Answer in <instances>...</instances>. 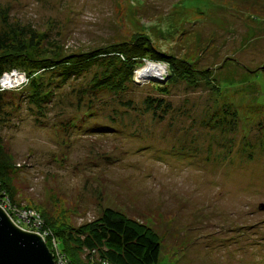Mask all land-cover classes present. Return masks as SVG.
I'll use <instances>...</instances> for the list:
<instances>
[{
	"label": "rangeland",
	"instance_id": "1",
	"mask_svg": "<svg viewBox=\"0 0 264 264\" xmlns=\"http://www.w3.org/2000/svg\"><path fill=\"white\" fill-rule=\"evenodd\" d=\"M237 11L264 20V0H0V35L23 30L31 60L37 50L85 54L143 35L201 70L211 68L215 83H231L222 99L207 86L184 83L165 95L160 85L169 67L148 61L128 94L101 93L91 102L86 93L81 102L88 77L40 111L27 99L29 77L43 76L33 64L4 76L10 116H0L7 121L0 135L17 165L18 196L12 210L0 208L12 223L21 220L17 228L42 238L55 264H71L58 238L108 210L158 238L159 264H264V30L240 21ZM151 65L164 73L141 78ZM150 96L169 102L166 118L123 105L141 106ZM227 101L242 107L240 130L216 125ZM90 102L88 113L79 107ZM71 254L80 264L100 262L92 252Z\"/></svg>",
	"mask_w": 264,
	"mask_h": 264
},
{
	"label": "trees",
	"instance_id": "2",
	"mask_svg": "<svg viewBox=\"0 0 264 264\" xmlns=\"http://www.w3.org/2000/svg\"><path fill=\"white\" fill-rule=\"evenodd\" d=\"M247 6L255 8L251 5ZM210 14L213 15V12H210ZM237 14L235 16H238L240 21L251 20V23L254 24L253 27L257 26L264 30V20L255 16L254 12L247 13L253 15L246 17H243L239 11H237ZM232 16L234 15L232 14ZM207 35L213 37L210 33ZM211 38L210 42L214 39ZM27 49V34H24L23 30L16 32V29H13L11 33L0 35V116H10V114H7V108L11 92L2 87V79L14 70L27 69L28 62L33 64L34 70H37L36 75L39 71L41 72L38 75L39 77L43 74L39 80L29 77L27 86L33 91L28 93L33 96H28L27 99L35 101L34 105L40 111H44V106H46L45 109L54 107L59 92L65 87L69 88L73 82L88 79V77H90L87 82L88 86L80 92L81 102L84 100L86 93L89 96L92 94L91 102L96 100L100 102L99 94L101 93L122 95L126 92L128 94L133 89L138 88L135 80L136 74L144 68L145 62L148 61L169 67V75L164 83L160 85V91L165 95H168L167 89L169 87L184 83L187 88L191 89L207 86L211 88V93H216L215 96L222 99L223 94H225L224 89L231 84L230 81H225L222 84H220V81L215 83L214 70L211 68L201 70L193 59L161 50L150 37L143 35L132 37L130 41L113 44L85 54L64 55L57 54L56 50H37L36 54L39 57L31 60L30 50ZM45 73L50 75V82L47 84L42 82ZM89 74L93 75L89 76ZM72 92H75V89H72ZM91 102L90 106L79 104V107H84L88 110L86 112L88 113L93 108ZM227 103L228 107H218L219 112L215 114V117H217L216 125L224 127L221 125L225 122V126L240 130L243 124L240 120L241 111L239 116L236 113L238 109L242 110V107L235 102L227 101ZM123 105L132 112L137 111L135 113L153 114L157 119L166 118L168 115L167 109L170 107L169 102H166L164 98H153L151 96L146 98L141 106L133 100H128ZM260 109L262 110L259 111L263 113L260 114L262 123L260 124L261 128L264 129V102H261ZM228 116H232L231 119ZM5 122H7L5 119L0 120V126ZM247 131H249V128H247ZM246 148L249 151L248 158H254L255 146L248 143ZM16 166L12 153L0 135V185L5 194L4 198L12 206L16 203L18 196L14 186V180L18 176ZM46 222L48 224L47 220ZM142 230L132 219L119 215L113 210H108L99 222L92 223L80 230H72L63 239L59 237L57 247L65 251L67 254H65L66 263L70 262L71 264H80L81 262V260L73 259L74 256L77 257V254L73 256L72 252L80 254L92 252V255L99 259V264H159L162 257L160 242L156 236ZM76 261L79 263H75Z\"/></svg>",
	"mask_w": 264,
	"mask_h": 264
},
{
	"label": "water",
	"instance_id": "3",
	"mask_svg": "<svg viewBox=\"0 0 264 264\" xmlns=\"http://www.w3.org/2000/svg\"><path fill=\"white\" fill-rule=\"evenodd\" d=\"M0 264H55L42 238L17 228L1 208Z\"/></svg>",
	"mask_w": 264,
	"mask_h": 264
},
{
	"label": "bare ground",
	"instance_id": "4",
	"mask_svg": "<svg viewBox=\"0 0 264 264\" xmlns=\"http://www.w3.org/2000/svg\"><path fill=\"white\" fill-rule=\"evenodd\" d=\"M165 71V68L163 67H160V66H149L147 70L143 69L141 72H140V77L141 78H146L147 76L150 78V77H160Z\"/></svg>",
	"mask_w": 264,
	"mask_h": 264
},
{
	"label": "built area",
	"instance_id": "5",
	"mask_svg": "<svg viewBox=\"0 0 264 264\" xmlns=\"http://www.w3.org/2000/svg\"><path fill=\"white\" fill-rule=\"evenodd\" d=\"M0 189H1V193H2L3 191H2V187H1V185H0ZM4 197H5V194L3 193V198L1 197V198L3 199V201H2L3 203L0 204V205H3V206L7 209V210L5 209V211L8 212L9 210H12L13 208L11 207V205H9V203H7L6 198H4ZM1 198H0V199H1ZM2 209H3V208H2ZM18 213H19V212H18ZM10 219H11V218H10ZM25 219H26V218H25ZM16 222H17V221H16ZM16 222L14 221L13 223H14V225L16 224L17 227H18V226L21 224V220H18V223H20L19 225H18ZM16 225H15V226H16ZM19 227L21 228V226H19ZM21 229H22V228H21Z\"/></svg>",
	"mask_w": 264,
	"mask_h": 264
}]
</instances>
